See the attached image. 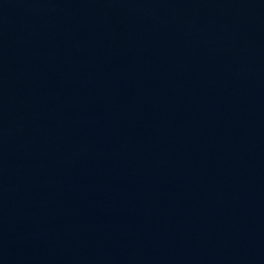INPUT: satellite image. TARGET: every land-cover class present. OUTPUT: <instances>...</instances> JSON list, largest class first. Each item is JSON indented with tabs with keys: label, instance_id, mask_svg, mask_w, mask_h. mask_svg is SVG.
<instances>
[{
	"label": "water",
	"instance_id": "1",
	"mask_svg": "<svg viewBox=\"0 0 264 264\" xmlns=\"http://www.w3.org/2000/svg\"><path fill=\"white\" fill-rule=\"evenodd\" d=\"M0 264H264V0H0Z\"/></svg>",
	"mask_w": 264,
	"mask_h": 264
}]
</instances>
